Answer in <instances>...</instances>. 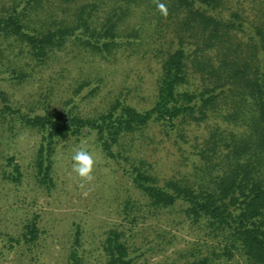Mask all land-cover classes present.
I'll return each mask as SVG.
<instances>
[{
  "label": "trees",
  "instance_id": "16d2710c",
  "mask_svg": "<svg viewBox=\"0 0 264 264\" xmlns=\"http://www.w3.org/2000/svg\"><path fill=\"white\" fill-rule=\"evenodd\" d=\"M41 1L10 0L7 14L0 17V38L9 47L17 45L37 66L71 41L104 59L122 47L138 48L145 42L140 36L144 30L124 27V22L142 9L154 36L143 56L156 62L157 73L150 108L139 110L118 99L97 116L24 112L1 92L0 117L7 128L24 126L40 134L34 156L38 183L53 186L59 142L94 134L107 158L126 162L125 174L149 206L161 210L181 204L187 217L219 238L221 256L264 264V0H160L168 7L167 18L153 0H111L103 17L95 2L60 0L72 8L62 6L61 17L51 12L40 22L35 17L43 11ZM11 74L20 81L27 76L13 65ZM155 126L168 134L177 130L176 139L184 142L202 128V140L192 144V154L203 165L197 185L185 177L162 182L153 166L134 154V144L127 141ZM6 160L11 171L5 178L20 182L19 164L10 156ZM26 228L24 237L32 243L37 228ZM80 246L77 229L69 264H82ZM103 250L106 264H133L121 230L107 233ZM216 260L206 255L182 264H218Z\"/></svg>",
  "mask_w": 264,
  "mask_h": 264
},
{
  "label": "rangeland",
  "instance_id": "374dc122",
  "mask_svg": "<svg viewBox=\"0 0 264 264\" xmlns=\"http://www.w3.org/2000/svg\"><path fill=\"white\" fill-rule=\"evenodd\" d=\"M9 2L0 0V17L7 14ZM84 2L101 5L102 17L112 5L111 0ZM62 6L72 8L60 0H42L39 12L43 11L35 20H47L51 12L61 17ZM141 10L131 15L124 27H142L140 36L145 42L134 49H116L106 59L71 41L46 64L37 66L25 53L20 54L17 45L9 47L0 38V93H5L12 107L29 113L73 111L97 116L118 99L139 110L150 108L155 100L156 62L143 54L153 45V25L144 21ZM18 55L22 57L16 64L13 59ZM12 65L26 71L27 76L21 81L13 79ZM3 105L0 97V108ZM3 120L0 117V264H69L68 253L77 229L81 231L82 264H106L103 241L112 229L124 232L133 264H182L206 255L216 258L218 264L244 263L240 256L231 260L221 256L219 238L204 223L187 217L181 204L161 210L149 206L125 174L126 162L107 158L94 134L59 142L53 186L40 185L34 168L40 134L24 126L10 131ZM176 131L169 135L155 126L145 130L143 137H130L127 142L134 144V154L150 163L162 182L185 177L197 185L203 165L192 154V144L202 140L204 131H192L187 142L176 139ZM77 147L86 148L97 161L91 183L80 181L71 171ZM7 156L20 166V182L5 178L4 173L11 171ZM28 224L37 228L32 243L24 237Z\"/></svg>",
  "mask_w": 264,
  "mask_h": 264
},
{
  "label": "clouds",
  "instance_id": "9594fccd",
  "mask_svg": "<svg viewBox=\"0 0 264 264\" xmlns=\"http://www.w3.org/2000/svg\"><path fill=\"white\" fill-rule=\"evenodd\" d=\"M157 11L165 18L168 16V7L160 0H153ZM71 171L76 174L80 181L91 183L94 179V170L97 164L93 154L84 147L73 149Z\"/></svg>",
  "mask_w": 264,
  "mask_h": 264
}]
</instances>
